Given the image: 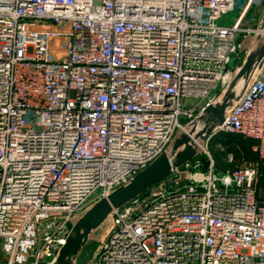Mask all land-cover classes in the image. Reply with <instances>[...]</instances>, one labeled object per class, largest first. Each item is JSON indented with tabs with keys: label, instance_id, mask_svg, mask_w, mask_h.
<instances>
[{
	"label": "built area",
	"instance_id": "2783aa9c",
	"mask_svg": "<svg viewBox=\"0 0 264 264\" xmlns=\"http://www.w3.org/2000/svg\"><path fill=\"white\" fill-rule=\"evenodd\" d=\"M252 1L0 0V264H49L69 219L217 96L257 32ZM217 135L255 160L216 173ZM209 139L205 162L112 211L85 264H264V66Z\"/></svg>",
	"mask_w": 264,
	"mask_h": 264
},
{
	"label": "water",
	"instance_id": "95a60500",
	"mask_svg": "<svg viewBox=\"0 0 264 264\" xmlns=\"http://www.w3.org/2000/svg\"><path fill=\"white\" fill-rule=\"evenodd\" d=\"M238 52L241 60L232 67L227 84L203 110L174 133L155 159L106 197L97 199L69 219L70 229L64 243L49 264H75L82 248L106 230L114 209L147 190H158V182L202 153L209 137L255 83L264 66V9L257 32L240 40ZM186 178V172H179L177 181Z\"/></svg>",
	"mask_w": 264,
	"mask_h": 264
},
{
	"label": "rangeland",
	"instance_id": "374dc122",
	"mask_svg": "<svg viewBox=\"0 0 264 264\" xmlns=\"http://www.w3.org/2000/svg\"><path fill=\"white\" fill-rule=\"evenodd\" d=\"M263 1L264 0H261L260 2H255V0H253L251 2V6L248 9V11H252V10L256 11V10H258L259 5L263 4L262 3ZM220 138H221V142L222 143L223 142L225 143L227 140H230L227 137H223V136H221ZM220 145H221V143H217L216 144V148H221ZM242 145H243V146H241V148H242V153H241L242 154V158L240 159V161L238 163L240 164L242 161H246V160L247 161L255 160L254 152L251 149V147L253 145L252 142H250L249 140L248 141L244 140ZM206 148H207V151H208V153L210 154V156L212 158L211 151L209 150V148L207 146H206ZM202 155H203L204 158H206V154L205 153H203ZM226 159H227V157L225 158V161H226ZM256 195H257V198H258V200L260 202L264 201V175L261 177L259 183L257 184ZM105 231L103 233H101L100 235H98L95 239L90 240L82 248V250H81V252H80L75 264H85V263H87L89 260H91L93 258L94 254H95V251H96V249H97V247L99 245V242L102 239Z\"/></svg>",
	"mask_w": 264,
	"mask_h": 264
},
{
	"label": "trees",
	"instance_id": "16d2710c",
	"mask_svg": "<svg viewBox=\"0 0 264 264\" xmlns=\"http://www.w3.org/2000/svg\"><path fill=\"white\" fill-rule=\"evenodd\" d=\"M221 136L223 137H227L230 140H227L225 143L221 142ZM240 140V141H239ZM245 139H242L238 136H234V135H217L214 136L212 138H210L207 142V147L209 148V150L211 151V155H212V160H213V170L216 173H221L224 170L232 167L234 164H237L240 159L242 158V148L241 146H243V141ZM248 141V140H247ZM217 143H221V148H216V144ZM241 143V144H240ZM232 153L234 156V160L233 163L228 164L225 161V158L227 156V154ZM255 155V153H254ZM198 158L202 159L205 162V158L203 157L202 154H200L199 156H197ZM256 158V155H255Z\"/></svg>",
	"mask_w": 264,
	"mask_h": 264
}]
</instances>
